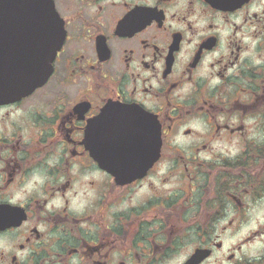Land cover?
I'll use <instances>...</instances> for the list:
<instances>
[{"label":"flooded vegetation","instance_id":"1","mask_svg":"<svg viewBox=\"0 0 264 264\" xmlns=\"http://www.w3.org/2000/svg\"><path fill=\"white\" fill-rule=\"evenodd\" d=\"M34 5L0 17V264H264V0Z\"/></svg>","mask_w":264,"mask_h":264},{"label":"water","instance_id":"2","mask_svg":"<svg viewBox=\"0 0 264 264\" xmlns=\"http://www.w3.org/2000/svg\"><path fill=\"white\" fill-rule=\"evenodd\" d=\"M3 1H8L7 9L10 12L16 11L18 1L20 6H22L25 16L33 15L35 7L34 0H0V17L2 16ZM21 1H23V4H21ZM53 41L58 46L60 40ZM56 52L57 47L56 49L52 48L50 50L47 48L46 51L34 52L24 56V87L22 90H20L21 95H27L31 93L35 87L47 79L51 71L50 63L56 55Z\"/></svg>","mask_w":264,"mask_h":264},{"label":"rangeland","instance_id":"3","mask_svg":"<svg viewBox=\"0 0 264 264\" xmlns=\"http://www.w3.org/2000/svg\"><path fill=\"white\" fill-rule=\"evenodd\" d=\"M256 219H257V217L255 218V220H256ZM255 220H254V221H255Z\"/></svg>","mask_w":264,"mask_h":264}]
</instances>
